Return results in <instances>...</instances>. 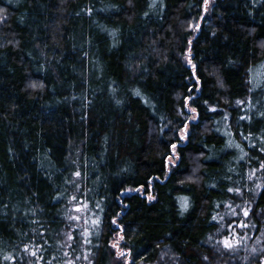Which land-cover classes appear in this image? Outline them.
Segmentation results:
<instances>
[{
  "label": "trees",
  "instance_id": "1",
  "mask_svg": "<svg viewBox=\"0 0 264 264\" xmlns=\"http://www.w3.org/2000/svg\"><path fill=\"white\" fill-rule=\"evenodd\" d=\"M0 10V264L264 258V0Z\"/></svg>",
  "mask_w": 264,
  "mask_h": 264
},
{
  "label": "snow or ice",
  "instance_id": "2",
  "mask_svg": "<svg viewBox=\"0 0 264 264\" xmlns=\"http://www.w3.org/2000/svg\"><path fill=\"white\" fill-rule=\"evenodd\" d=\"M207 3H208V0H205V4H206V5H207ZM0 11H2V10H0ZM196 27L198 28L199 25H196ZM188 63L191 64L192 61L189 59V60H188ZM193 77H194V78L196 77L195 65H193ZM197 83H199L198 80H197ZM30 86L33 87V88H36V87H42V85H37L36 83H33V84L30 85ZM135 94H136V95H139V92L137 91ZM187 99H191V97H189V98H187ZM117 103H119V101H117ZM237 103L239 104V103H241V102H240V101H237ZM185 106L187 107V101H186ZM191 110H192L193 112L196 111L195 108H193V109H191ZM211 110H212V111H215V109H211ZM192 119H195V117L193 116ZM186 128H187V125L185 126V129H186ZM181 139H184V136H183V135L181 136ZM175 148H176V145L173 144V145H172V149L174 150ZM170 162H171V158H169V163H170ZM75 175L78 176V175H79V172L75 173ZM139 190H140V189H137V191H139ZM229 191H230V192H232V191L239 192L240 190H239V189H229ZM149 199H152V197H149ZM185 200H186V198H185ZM186 207H187V204H186V202H185L184 204H182V208H185V209H186ZM77 211H79V209H77ZM233 215H235V213H233ZM244 215H245V216L248 215L247 210H244ZM76 219H79V217H76ZM213 219H216V217H213ZM93 223H95V221H94ZM113 223H116L115 219L113 220ZM123 239H124L123 236H120V237H119V240H123ZM224 244H225V247H229V248L232 247V244H231L227 239H225ZM118 245H119V241L113 243V245H112V247L118 249V251H117V255H118V256L129 255V253H125V252H123V251H120ZM125 264H128V262L126 261Z\"/></svg>",
  "mask_w": 264,
  "mask_h": 264
},
{
  "label": "rangeland",
  "instance_id": "3",
  "mask_svg": "<svg viewBox=\"0 0 264 264\" xmlns=\"http://www.w3.org/2000/svg\"><path fill=\"white\" fill-rule=\"evenodd\" d=\"M186 131H187V129H186ZM256 240H259V239L258 238L254 239V241H256ZM254 241H251V242L253 243ZM115 242H117V241H114L113 243H115ZM236 242H238L239 245L243 246L241 242H239L237 240H234V242L231 243L232 244V247H230V248H235V246H236L235 243ZM113 243H112V245H113ZM253 245L254 244H252V249L250 251H253L254 250ZM118 247H119V245H118ZM114 250H115V252L117 254L118 249L117 248H114ZM119 250L122 251L120 248H119ZM126 261L128 262V264L130 263L129 262V258H128L127 255H125V256H118V257H115V259H113V261L111 262V264H119V262H121L122 264H125ZM258 264H264V258H261Z\"/></svg>",
  "mask_w": 264,
  "mask_h": 264
}]
</instances>
